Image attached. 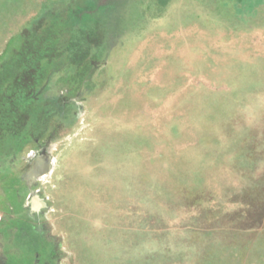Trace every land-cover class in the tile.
Wrapping results in <instances>:
<instances>
[{"label": "rangeland", "instance_id": "374dc122", "mask_svg": "<svg viewBox=\"0 0 264 264\" xmlns=\"http://www.w3.org/2000/svg\"><path fill=\"white\" fill-rule=\"evenodd\" d=\"M15 79L60 109L62 264H264V0H0V106Z\"/></svg>", "mask_w": 264, "mask_h": 264}, {"label": "flooded vegetation", "instance_id": "af4514ba", "mask_svg": "<svg viewBox=\"0 0 264 264\" xmlns=\"http://www.w3.org/2000/svg\"><path fill=\"white\" fill-rule=\"evenodd\" d=\"M50 121L24 155L0 154V167L8 164L13 170L18 166L14 170L17 174L21 171L17 177L22 183L21 189L17 186L11 189L0 182V264H62L65 261L60 239L53 234L48 221L51 202L42 186L53 167L49 148L52 143L46 139ZM8 155L14 158L11 162L4 161ZM35 160L38 176L22 179ZM47 165H50L48 174L40 175Z\"/></svg>", "mask_w": 264, "mask_h": 264}, {"label": "trees", "instance_id": "16d2710c", "mask_svg": "<svg viewBox=\"0 0 264 264\" xmlns=\"http://www.w3.org/2000/svg\"><path fill=\"white\" fill-rule=\"evenodd\" d=\"M34 61L36 64L37 60ZM18 79L14 80V84L10 88L12 92L7 94L5 92V96L8 97L6 98L7 103L4 107L0 106V152L2 154L13 153L19 150L17 145L21 147L20 144L23 145L28 141L32 142L34 139L40 138L47 122L60 110L56 109L53 103V108L41 109L37 102V93L34 91H30L23 98L19 95L15 82ZM1 95L3 96L4 93ZM31 119L32 123H29Z\"/></svg>", "mask_w": 264, "mask_h": 264}, {"label": "water", "instance_id": "95a60500", "mask_svg": "<svg viewBox=\"0 0 264 264\" xmlns=\"http://www.w3.org/2000/svg\"><path fill=\"white\" fill-rule=\"evenodd\" d=\"M37 163H38V161L35 160L31 164V166L29 167L27 172L23 175L22 179H26V177H30L31 179H35V176H38V174L36 172ZM49 171H50V165H47V168L43 172H41L40 175H44V174H46Z\"/></svg>", "mask_w": 264, "mask_h": 264}, {"label": "bare ground", "instance_id": "6f19581e", "mask_svg": "<svg viewBox=\"0 0 264 264\" xmlns=\"http://www.w3.org/2000/svg\"><path fill=\"white\" fill-rule=\"evenodd\" d=\"M47 157V156H46ZM46 161V160H45ZM44 162V161H43ZM52 163H54V159H53V161H52ZM54 165V164H53ZM52 165V166H53ZM31 166V165H30ZM43 166V165H42ZM39 167V166H38ZM48 174V173H47ZM49 174H50V172H49ZM27 178H29V177H27ZM32 181V180H31ZM28 182V181H27ZM37 204V203H36Z\"/></svg>", "mask_w": 264, "mask_h": 264}]
</instances>
